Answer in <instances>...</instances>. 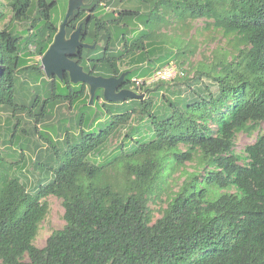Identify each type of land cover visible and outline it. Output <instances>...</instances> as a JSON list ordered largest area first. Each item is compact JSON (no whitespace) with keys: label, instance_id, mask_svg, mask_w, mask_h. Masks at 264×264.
Returning a JSON list of instances; mask_svg holds the SVG:
<instances>
[{"label":"trees","instance_id":"obj_1","mask_svg":"<svg viewBox=\"0 0 264 264\" xmlns=\"http://www.w3.org/2000/svg\"><path fill=\"white\" fill-rule=\"evenodd\" d=\"M102 1L84 0L68 18L67 36L82 22L80 39L95 43L70 58L94 75L128 70L119 89H134L133 78L145 81L194 52L181 38L162 37L158 27L170 16L206 19L229 48L198 63L191 77L181 71L145 86L148 97L108 102L98 88L90 103L87 84L70 82L67 73L62 80L46 77L39 63L29 64L30 46L42 57L59 30L58 0H9L12 15L0 27V108L34 120L25 130L17 119L9 143L21 158L34 154L33 168L46 182L32 190L19 177L2 175L0 264H264V131L243 153L234 151L235 134L264 121V0H139L144 8L111 11L105 8L124 0ZM6 17L0 9V22ZM28 79L40 84L22 104L16 92ZM63 104L78 110L38 130ZM35 134L44 151L53 149L57 167L50 164L53 155H40L39 141L30 137ZM194 159L200 169L170 192L152 222L150 198L164 193L175 171ZM49 195L62 199L65 225L40 248L33 241Z\"/></svg>","mask_w":264,"mask_h":264},{"label":"rangeland","instance_id":"obj_2","mask_svg":"<svg viewBox=\"0 0 264 264\" xmlns=\"http://www.w3.org/2000/svg\"><path fill=\"white\" fill-rule=\"evenodd\" d=\"M9 0H0V3L3 6L0 7L3 10L7 17L1 23L0 27H3L6 24L12 12L10 7L8 6ZM106 1L103 0L101 5H103ZM68 0H58V13L57 18L61 23L62 18L64 17L67 11ZM106 7V6H105ZM120 8H144V3L139 0H124L123 2H114L108 5L105 10L111 11L113 9L119 10ZM169 22L167 24H162L158 27L159 31L162 33L164 32V38L168 41L175 38L176 40L182 39L185 47L187 49H191L194 52H187L183 57H181L177 61H170L169 63L176 64V69L178 71H184L187 73L189 77L193 75V71L197 68V64L200 62L208 63L211 61L213 54L218 50H223L224 48H229L228 46V39L226 36L223 35L222 31L213 28L212 26L206 27L207 20L204 18H198L195 20L186 19V20H178L174 16H170L168 19ZM18 30H21L22 27L20 25L17 26ZM161 37V38H162ZM31 50V55L29 56V64L34 63H41V56L34 54L33 46L29 48ZM128 65L120 64L121 69H125ZM22 77H19V80H22ZM137 81H140L137 83ZM143 79L136 78L135 80V87L132 89L137 94L142 95V97H148L149 93L145 92V86L152 87L154 83L152 82H145L144 88L141 87L143 83ZM204 82H209V80L204 77ZM37 84H40V81H34L28 79L27 87L23 86L22 88H17L16 97L19 102L22 104H28L29 99L33 96V91L38 87ZM24 96V97H23ZM18 102V103H19ZM77 107L69 108L67 104L59 105L55 107L52 111L50 117L45 119L43 122L37 125L38 130L45 131L44 125L52 124L53 126H57V121L63 117H72L76 111ZM19 120L18 127H23L25 130H31V127L34 124V120L30 118L26 112H16L13 113L10 109L0 108V184L2 175L7 173L10 176L19 177L23 182L26 183L28 187H32L31 189L34 190L40 183H44L46 181L41 180V176L39 172L33 168V163L31 159L34 158V154L30 151H25L24 156L21 158L17 153L18 149L9 143L10 139V126L15 124ZM133 123H136L135 118L132 120ZM72 131V130H69ZM76 129L73 128V132ZM264 131V121L258 123L256 129L253 131H240L235 134L234 138V151L236 153H243L244 148L253 143L257 136ZM23 134L28 135L29 133ZM51 137L56 136L49 132ZM124 134V130L117 136V138L112 140V147L118 145L122 140V135ZM30 137L35 138V140L39 141L40 148L43 152L40 154L42 157L44 155L50 154L53 155L54 160L50 162V164L54 167H57L60 163V160L56 157V154L53 152V149L50 148V151H44V146L46 143L43 141L42 138H39V134L30 135ZM59 139L63 138V134L58 135ZM77 137H74L71 142H77ZM62 149H66V145L62 146L61 144L57 145ZM37 152V151H36ZM62 151H60L61 153ZM39 153V151L37 152ZM44 154V155H43ZM64 157V155H62ZM200 169L199 164H197V159L193 161H186L184 167L175 171L173 176L170 178V186L166 189L164 193H162L158 197L152 196L148 202L149 212L152 216V222L162 216L164 208L167 206L168 202V195L171 191L178 190L179 186L181 185L182 181L185 179L188 173ZM44 200L48 204V212L44 219L39 223V228L37 235L33 241L34 245L37 247H44L46 244L47 238L54 230H58L63 228L65 225L64 220V207L62 203V199L54 196L49 195L44 198ZM28 257L25 255V260Z\"/></svg>","mask_w":264,"mask_h":264},{"label":"water","instance_id":"obj_3","mask_svg":"<svg viewBox=\"0 0 264 264\" xmlns=\"http://www.w3.org/2000/svg\"><path fill=\"white\" fill-rule=\"evenodd\" d=\"M84 0H68L67 11L60 23L59 30L55 34L52 43L41 57L40 67L43 69L46 77L56 76L62 80L65 73H68L70 82L77 84L85 83L89 87L90 103H92L95 91L98 88L103 89V97L108 102H120L126 98H143L132 89H119L120 83L127 71L119 76L105 77L94 75L84 71L83 66L70 58L78 47L93 49L95 43L90 45L80 40L82 24L66 36V24L68 18L74 11L83 6Z\"/></svg>","mask_w":264,"mask_h":264},{"label":"built area","instance_id":"obj_4","mask_svg":"<svg viewBox=\"0 0 264 264\" xmlns=\"http://www.w3.org/2000/svg\"><path fill=\"white\" fill-rule=\"evenodd\" d=\"M182 72L176 69V64L167 63L161 68L154 70L150 77L146 78V82H156L158 80L169 81L175 78L177 75H181ZM136 78H133L135 82ZM144 80V79H143ZM140 81H137V83Z\"/></svg>","mask_w":264,"mask_h":264},{"label":"flooded vegetation","instance_id":"obj_5","mask_svg":"<svg viewBox=\"0 0 264 264\" xmlns=\"http://www.w3.org/2000/svg\"><path fill=\"white\" fill-rule=\"evenodd\" d=\"M81 7H82V6H81ZM79 24H82V22H79L78 25H79ZM82 26H83V25H82ZM66 36H67V35H66ZM80 38H81V34H80ZM80 40H81V39H80ZM81 42L86 43V42H84V41H82V40H81ZM78 48H79V47H78ZM78 48H77V49H78ZM88 49H89V48H88ZM76 51H77V50H76ZM125 71H127V73L125 74L123 80L126 79L127 74H128V70H124L123 72H125ZM67 74H68V73H67ZM79 83H81V82H79ZM87 86H88V85H87ZM122 88H125V87H122ZM88 89H89V87H88ZM102 90H103V89H102Z\"/></svg>","mask_w":264,"mask_h":264}]
</instances>
